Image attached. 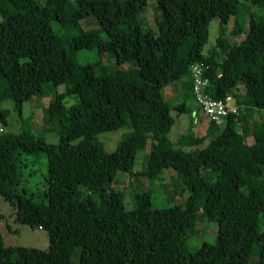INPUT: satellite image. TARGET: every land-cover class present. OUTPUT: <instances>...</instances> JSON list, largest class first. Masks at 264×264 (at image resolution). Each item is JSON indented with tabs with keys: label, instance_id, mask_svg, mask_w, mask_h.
<instances>
[{
	"label": "trees",
	"instance_id": "obj_1",
	"mask_svg": "<svg viewBox=\"0 0 264 264\" xmlns=\"http://www.w3.org/2000/svg\"><path fill=\"white\" fill-rule=\"evenodd\" d=\"M149 1L0 0V104L12 101L22 112L34 97L65 87L43 110L58 144L26 126L0 135V200L50 242L45 251L8 248L0 227V264H73L74 256L79 264H264V0H152L154 28L139 19ZM91 18L103 34L83 30ZM230 20V35H245L237 45L225 34ZM214 21L222 31L207 54ZM87 51L97 59L81 66ZM195 64L209 78L206 92L234 98L240 110L222 126L208 120L202 137L192 120L174 140L172 111H189L174 102L196 99ZM173 85L179 92L168 101ZM8 116L0 110L4 125ZM124 127L130 131L109 154L99 136ZM149 142L145 171L137 173ZM40 156L45 188L31 194L22 190L24 173ZM168 169L188 191L184 205L158 210L143 194L129 211L122 192H108L118 173L156 180ZM204 219L217 224L216 241L190 249Z\"/></svg>",
	"mask_w": 264,
	"mask_h": 264
},
{
	"label": "rangeland",
	"instance_id": "obj_2",
	"mask_svg": "<svg viewBox=\"0 0 264 264\" xmlns=\"http://www.w3.org/2000/svg\"><path fill=\"white\" fill-rule=\"evenodd\" d=\"M75 2L76 0H71ZM43 4L45 0H40ZM156 7L155 1L150 0L147 12L142 14L139 19L144 27H155L156 23ZM253 8V7H252ZM1 20V19H0ZM220 21H214L210 28L208 44L205 48V53H210L217 45V38L221 33ZM233 27V20H230L228 25L225 26V34L231 39L234 45H237L245 39V35L234 38L230 35ZM82 28L85 31L102 32L100 24L94 18L82 22ZM97 59L96 52L87 51L80 54L79 62L81 66H85L94 62ZM105 66L109 69H115V60L108 55L102 56ZM126 68V67H125ZM175 86V85H174ZM179 87V84L177 85ZM65 87H58L52 92H46L43 96L34 97L30 102L24 104L22 112L16 109L12 101H6L0 104V110L8 111L7 125H4L0 118V135L3 133H20L24 127H29L30 130L37 137L43 139L48 144H58L59 137L57 132L52 131V126L45 123L44 108L54 100L56 93H63ZM178 95L177 88L168 89L165 93V98L168 101H173L175 96ZM186 103L189 111L181 113L173 110L172 116L175 119V125L172 128L171 138L176 139L177 136L186 132L187 129L193 125L194 120V133L197 137H202L207 134L209 121L197 109L198 104L193 97V93L188 95L185 100H178L174 102L175 106ZM236 102V100H234ZM67 105L77 103L76 98H68L65 100ZM256 117H258L255 114ZM130 129L124 127L116 132L103 133L99 136V140L104 144L105 150L112 154L118 147L119 142L123 136L128 133ZM250 147H254L255 141L250 135L247 138ZM151 152V143L149 142L147 148L138 155V159L134 168L137 173L145 171V163L147 156ZM32 161V160H30ZM47 174V164L43 156H40L36 163L31 162L27 164L24 173V182L22 190L26 189L29 193L35 194L37 191H43L45 188V175ZM110 193L122 192L125 197L126 209L131 211L135 208V197L138 195L148 194L150 196L152 205L155 209L164 210L177 205H184L188 191L186 190L183 182L176 173L171 170H165L163 175L156 179L151 180L148 177H138L133 179L129 174L118 173L115 181L108 188ZM0 209L3 215V220L0 223L3 241L6 247H24L39 250H47L50 242L48 234L42 229H33L27 225L18 223L14 208L5 199L0 200ZM218 227L216 223H209L206 219L200 221L195 231L196 238L189 242L190 249L198 248L202 243L209 242L215 243L217 238ZM73 264H79L78 257H73Z\"/></svg>",
	"mask_w": 264,
	"mask_h": 264
},
{
	"label": "built area",
	"instance_id": "obj_3",
	"mask_svg": "<svg viewBox=\"0 0 264 264\" xmlns=\"http://www.w3.org/2000/svg\"><path fill=\"white\" fill-rule=\"evenodd\" d=\"M191 73L196 102L209 121L222 126L230 114L239 113L240 106L234 102V98L228 97L225 100H217L206 92L210 81L205 76V68L201 64L193 65Z\"/></svg>",
	"mask_w": 264,
	"mask_h": 264
},
{
	"label": "crops",
	"instance_id": "obj_4",
	"mask_svg": "<svg viewBox=\"0 0 264 264\" xmlns=\"http://www.w3.org/2000/svg\"><path fill=\"white\" fill-rule=\"evenodd\" d=\"M174 87H176V86L173 85V86L167 87L166 90H165V93H166V91H167L168 89H173ZM177 92H179V89H178V88H177ZM175 97H176V96H175Z\"/></svg>",
	"mask_w": 264,
	"mask_h": 264
}]
</instances>
